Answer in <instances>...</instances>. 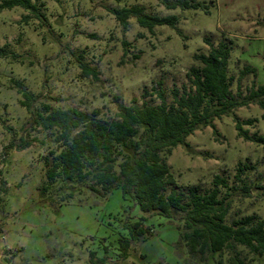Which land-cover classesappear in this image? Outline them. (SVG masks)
<instances>
[{
    "label": "rangeland",
    "instance_id": "374dc122",
    "mask_svg": "<svg viewBox=\"0 0 264 264\" xmlns=\"http://www.w3.org/2000/svg\"><path fill=\"white\" fill-rule=\"evenodd\" d=\"M190 1L207 9L167 10L158 0H39L45 20L32 18L28 23L22 21L28 13L21 7L0 11V48L18 56H0V264H86L89 251L101 257L105 248L107 264H197L177 244L178 221L141 213L120 190L106 198L85 191L67 203L60 201L63 191L57 185L43 194L45 157L52 144L43 128L30 130L15 85L23 82L40 102L98 110L101 120H109L117 111L115 98L127 105L134 98L139 105L159 103V82L171 102V89L188 86L186 73L194 65L193 56L209 50L206 39L215 46L229 45L228 71L234 77L245 65L255 68V76L240 82L244 94L252 85H264V0ZM136 4L150 14L176 15L179 23L150 33L130 19L125 30L113 10ZM78 55L98 69V81L81 77ZM232 89L237 91V83ZM261 115L257 105L239 108L216 120L215 130L207 127L189 136L192 151L178 146L168 159L178 184L208 186L215 175L233 182L238 164L247 161L256 166L248 173L251 180L264 177V145L238 138L234 121L235 116L240 121L256 119L254 126L244 128L264 136ZM27 137L36 140L31 147H9ZM258 193L253 190L250 199L236 202L233 211L256 212L264 218ZM141 217L154 236L134 244L130 256L121 260L118 240L128 237L122 224ZM253 264H264V258Z\"/></svg>",
    "mask_w": 264,
    "mask_h": 264
},
{
    "label": "trees",
    "instance_id": "16d2710c",
    "mask_svg": "<svg viewBox=\"0 0 264 264\" xmlns=\"http://www.w3.org/2000/svg\"><path fill=\"white\" fill-rule=\"evenodd\" d=\"M35 1L3 0L0 11L21 7L28 13L22 18L25 23L32 18L45 20L37 5L39 0ZM158 1L167 10L207 9L206 5L190 0ZM113 13L125 30L130 19L150 33L160 26L176 28L179 23L176 15L150 14L139 4ZM205 41L209 50L193 56L194 65L186 73L188 86L171 89V102H167L166 91L159 82L156 91L159 103L139 105L134 98L127 105L115 98L116 113L109 120H101L98 110L86 112L40 102L39 95L17 81L15 85L22 96L19 104L28 112L30 130L43 128L52 144L45 157V181L40 189L43 194L57 185L63 191L60 201L67 203L75 194L85 191L106 198L114 190H120L123 199L137 206L141 213L178 221L177 244L190 261L253 264L264 258V218L256 212L243 213L240 209L234 212L233 207L240 200L250 199L253 190H259L257 196L264 202V177L262 174L255 180L248 177L250 171H256V166L248 161L239 163L233 182L229 177L215 175L208 186L202 183L180 186L168 164L178 146L192 151L187 143L189 136L207 127L215 130L216 120L239 108L257 105L264 120V85H252L246 94L240 85L247 75L255 76V68L245 65L234 77L228 71L229 45L221 42L215 46L209 39ZM10 54L6 47L0 48L1 57ZM83 59V55L76 56L81 77L98 81V69ZM234 83H237L236 92L232 89ZM234 121L238 138L264 145V136L251 134L244 128L254 126L256 119L240 121L235 116ZM35 141L21 138L16 146L9 147L22 151ZM145 220L141 217L136 222L122 224L128 237L118 240L121 260L130 256L134 244L146 243L154 236L152 228L144 225ZM106 254V248L101 257L89 251L86 264H107ZM140 257L145 259L143 255Z\"/></svg>",
    "mask_w": 264,
    "mask_h": 264
}]
</instances>
